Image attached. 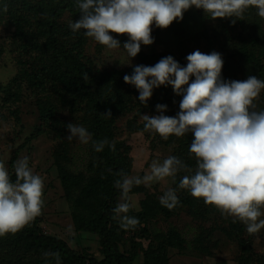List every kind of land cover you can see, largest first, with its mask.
I'll list each match as a JSON object with an SVG mask.
<instances>
[{"label":"trees","instance_id":"obj_1","mask_svg":"<svg viewBox=\"0 0 264 264\" xmlns=\"http://www.w3.org/2000/svg\"><path fill=\"white\" fill-rule=\"evenodd\" d=\"M248 11L246 16L252 19L251 33L245 32L244 17L236 19L235 23V17L217 19L221 30L236 43L239 57L253 67L257 78L264 80V31L256 26V9L250 8L251 12ZM79 18L76 0H0V23L15 27L20 50L33 58L28 63L30 67L26 60L22 62L12 82L20 86L22 81H27L40 95L36 104L42 121L47 123L57 140L55 163L64 195L70 203L75 229L98 235L101 255L95 256L88 249H73L66 240L46 233L41 226V214L17 233L0 236V250L9 252L8 256L2 255V264H22L24 256L31 258L30 264H57L54 256L44 255L46 252H58L59 264H133L140 251L143 264H170L169 247L182 249L186 239L176 227L152 235L149 222L159 215L170 217L182 206H186L192 216L202 218L207 211L216 208L205 205L203 199L192 197L188 190L178 188L182 176L189 174L181 171L173 183L179 203L171 210L160 204L162 195L150 192L144 184L133 186L130 196L144 194L140 209L131 210V217L137 218L140 223L135 229H122L119 220L114 219L113 209L122 202L120 190L114 185L121 178L118 173L131 175L132 157L131 145L118 137L116 121L120 115L135 109L157 111L158 104L167 105L166 115L175 117L180 111L179 103L183 97L177 95L171 85L154 88L152 97L145 105L140 103L135 86L126 84L123 77L131 75L134 66H154L167 56H172L183 67L186 66V56L141 50L137 55L138 63L131 68L98 70L85 60L84 49L90 38L83 29L74 33L69 27L70 22ZM114 38L120 44L128 40L127 34H114ZM97 47L104 46L98 43ZM223 61L222 79L239 80L233 64ZM260 110H264V90L260 94ZM63 112L68 113L70 120L65 119ZM109 112L111 116L102 115ZM68 123L80 124L92 134L85 169L73 170L69 166L73 161V140L67 139ZM128 127L130 131H142L144 123L130 121ZM103 139L114 144L115 151L107 145L103 151H95L93 142ZM160 139L170 146L169 156H176L195 169V158L189 152L193 139L191 133ZM17 157L16 150L9 160V174L13 182L16 179L14 165ZM221 229L237 244L238 264H264V258L254 250V234H249L243 223L233 222L231 218L228 225ZM127 231L133 232L129 238L126 237ZM139 236L150 239L147 247L137 240Z\"/></svg>","mask_w":264,"mask_h":264},{"label":"clouds","instance_id":"obj_2","mask_svg":"<svg viewBox=\"0 0 264 264\" xmlns=\"http://www.w3.org/2000/svg\"><path fill=\"white\" fill-rule=\"evenodd\" d=\"M76 5L80 18L69 24L74 33L83 29L87 37L109 50L121 47L112 33L127 34L123 49L131 58L138 55L142 44L154 43L153 26L166 29L182 20L184 12L192 7L202 9L213 20L235 17V23L250 8L264 19V0H76ZM186 60L183 67L172 56L154 66L137 65L123 79L138 90L141 104L146 105L153 89L160 86L171 85L177 95H182L175 117L164 115L167 105L158 104L160 114L141 118L145 131L164 140L191 133L189 152L195 158V169L169 156L162 163L153 160L150 171L142 177L118 173L121 178L114 186L120 190L122 202L113 209L114 219L124 230L135 229L140 221L126 215L135 207L129 195L133 186H150L168 178L175 183L177 174L183 171L189 174L182 176L179 189L188 190L223 217L243 223L249 234H256L264 228V110H255L264 80L250 75L242 81H225L221 75L224 61L216 51L205 54L196 50ZM67 129L69 141L76 138L88 144L92 140V134L83 126L68 123ZM106 145L115 151V145L107 139L93 142L97 152ZM14 169L15 182L0 161V236L22 230L42 214L44 207V180L33 172L28 157L18 159ZM159 201L173 209L179 203L177 190L167 188ZM44 255L54 256L59 264L58 252Z\"/></svg>","mask_w":264,"mask_h":264},{"label":"rangeland","instance_id":"obj_3","mask_svg":"<svg viewBox=\"0 0 264 264\" xmlns=\"http://www.w3.org/2000/svg\"><path fill=\"white\" fill-rule=\"evenodd\" d=\"M248 12H251L250 9ZM254 16L256 26L264 31V19L257 15V10ZM244 18L245 32L251 33L252 19L246 16V12ZM14 29V26L0 23V154L2 162L9 171V160L16 150L18 151L17 160L28 157L29 166L33 172L44 180V210L41 215L43 230L66 240L73 249H88L93 255L100 257L98 235L75 229L70 203L64 195L55 163L54 149L57 140L50 132L47 123L42 121L36 104L40 95L27 81H22L20 86L12 82L22 62L26 60V64L30 67L28 63L33 60L30 54L20 50V41ZM112 35L114 36V33ZM151 35L154 43L148 46L142 44L141 50L173 52L177 56L184 54L186 57L196 50L205 54L216 51L221 54L223 60L233 64L235 75L239 80H245L250 75L257 76L253 67L244 63L239 57L236 52V43L221 30L220 21L207 17L202 9L190 8L184 12L182 20L174 21L166 29L153 26ZM97 44L94 39H88L84 54L85 60L98 70L128 69L138 63L137 56L129 57L123 49V44L116 50L99 48ZM259 101L260 96L256 101V111H258ZM145 114L151 116L160 113L148 109H135L120 115L116 121L118 137L131 145L130 176L142 177L150 171L153 160L162 163L171 150L170 146L162 142L154 132L130 131L129 122L145 123L141 118V115ZM163 114L166 115L167 112ZM63 116L70 120L67 112H63ZM88 149V144H82L78 139H73V161L69 164L71 169H85L89 159ZM147 187L150 192L161 196L167 188H173V182L171 178H168ZM143 197V193L131 195V202L135 205L131 210L140 209V200ZM131 210L126 215L131 217ZM231 218L223 217L217 209L207 211L203 218L199 215L192 216L187 207L182 206L170 217L156 216L148 225L152 235L176 227L186 239L182 249L169 247L170 264H238L237 244L230 240L221 229L228 225V220ZM261 219H264V216ZM131 234H133L132 231H127L126 237L129 238ZM137 240L147 247L150 239L139 236ZM253 246L257 255L264 258V228L253 235ZM2 255L8 256L9 252L0 250V264L3 261ZM30 260L29 256H24L22 264H30ZM133 264H143L142 251Z\"/></svg>","mask_w":264,"mask_h":264}]
</instances>
